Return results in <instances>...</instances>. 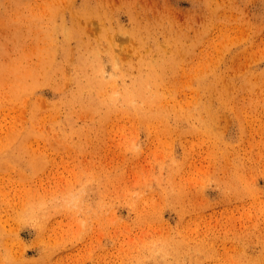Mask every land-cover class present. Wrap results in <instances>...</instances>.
<instances>
[{
  "label": "rangeland",
  "instance_id": "1",
  "mask_svg": "<svg viewBox=\"0 0 264 264\" xmlns=\"http://www.w3.org/2000/svg\"><path fill=\"white\" fill-rule=\"evenodd\" d=\"M0 264H264V0H0Z\"/></svg>",
  "mask_w": 264,
  "mask_h": 264
}]
</instances>
